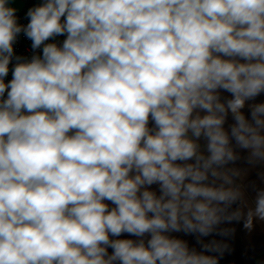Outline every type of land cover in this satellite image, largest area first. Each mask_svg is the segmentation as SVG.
<instances>
[{
	"label": "clouds",
	"instance_id": "1",
	"mask_svg": "<svg viewBox=\"0 0 264 264\" xmlns=\"http://www.w3.org/2000/svg\"><path fill=\"white\" fill-rule=\"evenodd\" d=\"M9 4L0 264H219L229 245L201 237L264 221V188L253 184L249 202L227 167L236 148L264 167V103L242 111L264 93V0H44L27 25ZM21 32L30 59L14 55ZM181 232L201 250L171 235ZM123 233L141 239H110Z\"/></svg>",
	"mask_w": 264,
	"mask_h": 264
},
{
	"label": "crops",
	"instance_id": "2",
	"mask_svg": "<svg viewBox=\"0 0 264 264\" xmlns=\"http://www.w3.org/2000/svg\"><path fill=\"white\" fill-rule=\"evenodd\" d=\"M38 0H10L9 6L14 7L16 9L15 15L20 14L25 10V8ZM66 39V35L56 37L54 42L62 44L63 40ZM244 62V61H241ZM221 98L229 99L231 98V94L221 90ZM255 103H264V93L258 95L254 100L246 101V106L242 109L243 113L249 119L250 117V108L249 105ZM205 113L201 112V115ZM234 123L231 113H229L226 123L224 125L226 130L230 131V125ZM153 123L150 121L149 127H152ZM71 134V133H70ZM199 143L203 146L206 141L201 138ZM233 145H235V141H232ZM235 151L239 155V159L234 163H230L227 167H235L241 170L242 176L237 181L241 183L246 190L247 199L249 202L254 200L256 192L253 190V184L256 188H264V180L260 178V173L264 172V167L256 166L253 167L247 163L246 157L248 155V150L236 148ZM180 163V162H178ZM150 190L156 191L159 195V185L154 184L150 187ZM109 205V209L115 207L109 201H104ZM237 205H233L235 208ZM219 227L221 228H233L235 231L227 236L222 237L216 235L215 233L207 236L201 237L204 243L211 241L212 239L218 241H224L229 245V249L223 254L222 257L219 258V264H264V221L254 220V227L252 231H248L243 227V221L240 222L233 221L231 224L225 223L221 224ZM172 236L183 239L187 241L189 247H195L197 251L201 250L200 244L197 243L196 236L194 234H184L181 233H171ZM110 239H132L134 241H138L141 239L140 237H135L127 233H123L119 237H111ZM145 243L150 239V235H145L143 237ZM113 250L111 248L108 249L109 254H111ZM208 255H217L214 253H206ZM119 264V262H117Z\"/></svg>",
	"mask_w": 264,
	"mask_h": 264
},
{
	"label": "built area",
	"instance_id": "3",
	"mask_svg": "<svg viewBox=\"0 0 264 264\" xmlns=\"http://www.w3.org/2000/svg\"><path fill=\"white\" fill-rule=\"evenodd\" d=\"M43 2L44 0H38L36 2L29 4L23 12L16 15L17 22L21 25H27V23L29 22V18L26 16V13L28 12V10L34 6L42 4ZM49 42H54V41H49ZM33 54L34 53L31 48V41L23 34V32H21L19 36L17 37L16 43L14 44V55L30 59ZM36 54H42V49L37 50ZM15 63L16 61L15 59H13L9 65V74L7 77H5V83H7L8 81L12 79V69ZM4 98L5 99L7 98L6 94Z\"/></svg>",
	"mask_w": 264,
	"mask_h": 264
}]
</instances>
